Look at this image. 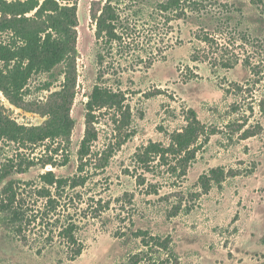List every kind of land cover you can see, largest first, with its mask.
<instances>
[{
  "label": "rangeland",
  "instance_id": "374dc122",
  "mask_svg": "<svg viewBox=\"0 0 264 264\" xmlns=\"http://www.w3.org/2000/svg\"><path fill=\"white\" fill-rule=\"evenodd\" d=\"M116 1L129 29L124 47L108 58L101 79L94 13L106 0L76 2L74 126L67 137L30 141L27 131L42 126L48 116L13 105L0 90L1 113L21 128L18 140L5 137L0 128V172L13 169L0 193L9 180H16L38 218L18 234L0 215V264H133L137 254L143 258L140 264H264V0H196L197 10L182 0L178 12L167 13L160 4L168 0ZM16 40L14 32H0L3 44ZM67 67L34 74L26 99L46 102L63 88ZM99 83L123 91L125 107L98 112L99 137L89 157L86 185L67 190L53 218L42 219L46 199L31 185H42L40 175L46 170L65 177L78 174L86 105ZM191 108L209 141L188 175L178 178L156 165L151 172L137 167L136 152L151 142L168 145L171 133L186 126ZM246 123L245 128L262 129L243 139L239 126ZM106 152L109 163L98 169ZM49 157L58 165L44 168ZM219 166L231 175L203 194L200 176ZM141 174L145 185L139 182ZM152 185L158 193H152ZM180 202L182 211L171 216ZM98 209L103 210L100 215ZM68 217L78 224L84 246L73 260L57 236ZM140 231L147 233L136 236ZM47 236L55 237L49 243ZM150 236L170 238L169 248L145 245Z\"/></svg>",
  "mask_w": 264,
  "mask_h": 264
},
{
  "label": "trees",
  "instance_id": "16d2710c",
  "mask_svg": "<svg viewBox=\"0 0 264 264\" xmlns=\"http://www.w3.org/2000/svg\"><path fill=\"white\" fill-rule=\"evenodd\" d=\"M71 0H20L8 2L0 0V32H14L17 40L12 44L0 42V90L7 99L15 106L29 111H41L48 119L42 126L30 128L27 132L31 136L30 141H45L47 139H58L67 137L74 126V120L70 115V106L73 101L76 84V48H77V0L74 4ZM182 0H168L160 4V11L178 12L182 6ZM120 4L116 0H106L104 6L94 13L97 23L96 37L100 44L98 64L100 70L99 79L107 73L110 65L108 58L113 55L114 50L124 47L126 32L129 25L119 9ZM187 6L191 10H197L198 2L188 0ZM38 9L35 15L27 17L26 14ZM179 14V13H178ZM180 15V14H179ZM174 19V18H170ZM118 47V48H117ZM112 58V57H111ZM61 64L68 67L65 73V83L59 91L53 92L46 102H31L26 99V86L30 78L40 72H51ZM74 65V66H73ZM226 67H229L226 64ZM72 66V70L71 67ZM257 72H259L257 70ZM262 73V71L260 72ZM240 89L241 86H239ZM126 94L123 91H114L102 84H96L87 102V128L86 135L80 148L78 174L74 176H59L54 170H46L40 175L42 185H31L39 198L46 199V208L41 213L42 219L53 218L52 214L57 212L60 206L59 198L67 190H76L83 187L88 181L87 165L92 153V147L98 140L99 133L96 128L98 112L104 108H117L122 111L125 107ZM253 109V107H252ZM15 124V123H14ZM240 125L241 138L247 139L256 136L262 126L245 128ZM1 134L13 140H18L21 128L5 119L0 111ZM209 141L205 125L199 119L195 109H189L187 124L181 130L174 131L170 135L168 145L163 142H151L135 154L137 167L151 172L155 165L166 168V171L178 178L186 177L193 162L197 158L198 151ZM106 154L99 159V168H106L111 154ZM66 161L61 165H66ZM57 166L56 161L49 157L43 162L47 165ZM14 167V166H13ZM25 171V170H23ZM13 173V169L0 172V186L7 177ZM230 172L224 167L212 168L199 178L202 193H208L214 183L221 185L230 176ZM236 175V174H235ZM233 176V175H232ZM140 184H146V177L138 176ZM152 193H158L156 186L152 185ZM34 206H28L24 193L17 190L16 180H9L0 193V215L11 224L18 234L23 233L27 226L37 221ZM106 208L105 206H102ZM183 202L175 204L170 211L171 216L178 215L183 209ZM104 210V209H103ZM98 209L99 214L103 211ZM97 217V216H95ZM41 219V220H42ZM61 218L56 217L59 222ZM49 223V222H48ZM57 225V224H56ZM78 224L71 217L65 219L58 227L57 236L67 246L72 260L83 253L84 246L77 236ZM140 237L147 232H135ZM143 233V234H142ZM55 236H47L48 242L53 241ZM147 246L155 245L162 249H168L170 238L161 236H150L145 240ZM133 264H140L143 258H138ZM166 261L161 263L166 264Z\"/></svg>",
  "mask_w": 264,
  "mask_h": 264
}]
</instances>
